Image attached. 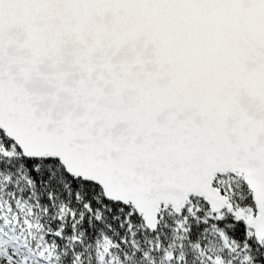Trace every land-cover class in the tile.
I'll list each match as a JSON object with an SVG mask.
<instances>
[{
  "label": "snow or ice",
  "instance_id": "snow-or-ice-1",
  "mask_svg": "<svg viewBox=\"0 0 264 264\" xmlns=\"http://www.w3.org/2000/svg\"><path fill=\"white\" fill-rule=\"evenodd\" d=\"M0 264H264V0H0Z\"/></svg>",
  "mask_w": 264,
  "mask_h": 264
}]
</instances>
